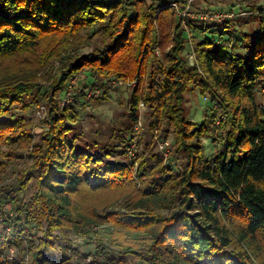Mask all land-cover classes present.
<instances>
[{"label": "trees", "instance_id": "trees-1", "mask_svg": "<svg viewBox=\"0 0 264 264\" xmlns=\"http://www.w3.org/2000/svg\"><path fill=\"white\" fill-rule=\"evenodd\" d=\"M181 3L185 0H0V61L22 55L33 56L40 67L59 61L46 93L34 79L0 81V169L27 159L16 180L0 187V201L10 202L15 213L5 222L13 235H0V264H47L55 232L101 219L125 234V241L112 242L118 254L146 264H264V105L255 99V90L264 88V11L238 54L230 40L204 38L193 48L185 26L197 25H183L168 5ZM93 27L100 48L61 57ZM190 49L200 71L188 65ZM81 71L93 78L91 86L98 79L137 80L126 104V136L131 141L142 103L151 131L171 129L180 173L158 164L144 182L147 160L132 159L127 140L121 146L78 144L72 136L78 115L56 106L55 97ZM195 89L210 96V115L202 123L189 120L184 106ZM39 95L48 106L47 129L33 141L12 111L27 110ZM213 101L223 114L218 126ZM203 137L221 143L219 153L205 157ZM139 181L162 199L157 209L144 197L125 199L123 211L103 216L81 205L86 194L118 195ZM31 227L40 234L37 244L26 230ZM20 246L24 258H2L3 249ZM97 248L104 250L99 242Z\"/></svg>", "mask_w": 264, "mask_h": 264}, {"label": "rangeland", "instance_id": "rangeland-1", "mask_svg": "<svg viewBox=\"0 0 264 264\" xmlns=\"http://www.w3.org/2000/svg\"><path fill=\"white\" fill-rule=\"evenodd\" d=\"M168 5L177 11L179 17L182 18V14L185 15V22L191 21L193 22L191 25H197L191 26V29L189 26H185V33L189 36L188 41L192 47L195 43L203 41L204 38L218 42L230 40L233 43V51L238 54H242L246 46L243 44V37L255 33L259 20L258 14L262 13L261 10L264 11V0H185V3L176 6L174 4ZM100 46L98 27H93L91 30L81 33L79 38L75 40L73 47L63 53L61 57L64 56L65 58L68 53L87 55ZM35 59L33 56L22 55L1 60L0 81L34 79L42 87V93H46L52 77L58 72L56 68L59 66V61L55 60L51 65L40 67ZM98 80H100L98 87L101 90L97 94H93L91 86L94 83L93 78L89 73L81 71L73 80H69L64 90L55 97L56 106L60 109L72 108L78 115L77 121L72 124V136L77 137L78 144L82 147L94 143H98L99 146H105L109 143L121 146L122 142L127 140L131 147L132 145L135 146V153H133L135 161L147 160L142 180L144 182L149 181L150 174L158 168V164L171 168L175 174L180 173L183 163L181 161L175 162L172 157L174 147L171 129L167 128L165 134H160L157 130L151 131L148 127L151 120L150 112L144 105L139 107V121L134 126L131 141L128 140L131 135L126 136V129L129 124L126 121V104L135 87L122 80L114 79V83L110 84H103L104 80H108V78ZM86 93L90 97L85 96ZM44 97L39 95L37 103L30 104L27 110L20 107L12 111L16 116L23 119L33 141H37L47 129L45 120L48 106L43 99ZM209 97V94L204 97L198 89L185 96L184 106L189 120L202 123L205 116L210 115ZM255 99L257 105H264V88L259 87L255 90ZM65 102H68V105ZM214 111L216 115L215 126H218V123L223 119V114L220 105L213 101ZM218 134L223 135L219 130L217 131ZM162 141H169L171 145L167 158L164 157L159 148ZM201 142L204 155L207 158L213 157L222 149L221 143L213 142L210 137H203ZM131 147L130 155L133 151ZM2 150L7 151L6 148H2ZM114 158L125 160L124 157L121 158L120 156ZM26 160L24 155L22 159L16 160L13 165L0 169V187L9 185L16 180L18 170L24 167ZM133 175L136 178L135 171ZM142 181L137 183L135 189H127L118 195L114 193H92L88 196L86 194L87 198L85 199L87 201L82 202L81 205L85 207V210L92 207L97 215L103 216L105 213L121 210L120 206L125 199L144 197V199H150L152 206L157 209L162 199L149 195L150 190L146 188V185L143 186ZM143 187H145L143 190L145 196L140 193ZM30 195L31 190H28L24 196H21L22 200H27ZM160 212L166 213L163 210ZM5 222L0 227V235L1 237H10L14 232L13 227H8ZM7 229L9 232L6 231ZM26 230L31 235L33 243L37 244L39 232L32 227ZM125 239L124 232L111 227L102 219L95 222L80 220L77 227H67L63 231L54 233L52 247L46 250L45 257L49 260L47 264H146L133 255L122 256L118 254V249L112 242L114 240L125 241ZM98 242L104 250L97 248ZM23 247L5 248L2 253L10 260H21L25 257Z\"/></svg>", "mask_w": 264, "mask_h": 264}, {"label": "built area", "instance_id": "built-area-1", "mask_svg": "<svg viewBox=\"0 0 264 264\" xmlns=\"http://www.w3.org/2000/svg\"><path fill=\"white\" fill-rule=\"evenodd\" d=\"M181 14H182V12H181ZM180 14V15H181ZM228 17V16H227ZM180 18H181V16H180ZM181 23L183 24V25H185V15H183L182 14V18H181ZM187 58H188V65L190 66V67H197V69H198V71H200V69H199V67H198V65H197V63H196V61H195V55H194V53H193V50L192 49H190V52H188V54H187ZM77 76V74H75V75H73L69 80L71 81V80H73L75 77ZM68 80V81H69ZM114 79H108V80H104V83L103 84H110V83H114ZM126 82H128L130 85H132L133 87H135L136 86V84H137V80L135 79V80H131V81H126ZM99 85H95V86H92V90H93V94H97L101 89L98 87ZM70 87V86H69ZM88 95V93H86V95L85 96H87ZM89 97H90V95H88ZM210 99V98H209ZM67 105H68V102H65ZM140 106H143V104L142 103H140L139 104V107ZM138 121H139V119H138ZM138 121H137V123H138ZM137 125V124H136ZM136 131V130H135ZM223 133V132H222ZM170 143H169V141H162L161 143H160V145H159V148H160V150H161V152L163 153V155H164V157L165 158H167L168 157V154H169V149H170ZM131 147V146H130ZM131 148H133V151H132V155H130V152H129V155H130V157H132V159H134L135 158V155H133V153H135V146L134 145H132V147ZM13 213H14V211H13V208H12V205H11V203L10 202H7V201H2V202H0V227H2L3 225H4V222L7 220V219H9V218H11V217H13ZM6 231H8L9 232V229H7ZM68 252H70V251H68ZM2 258L5 260H10V258L9 257H7L6 255H4V254H2Z\"/></svg>", "mask_w": 264, "mask_h": 264}]
</instances>
